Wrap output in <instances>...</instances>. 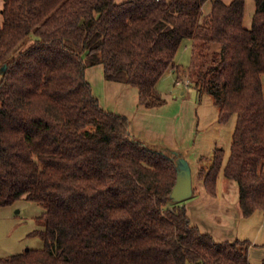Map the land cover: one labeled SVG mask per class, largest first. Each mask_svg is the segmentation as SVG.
I'll use <instances>...</instances> for the list:
<instances>
[{
    "label": "trees",
    "instance_id": "obj_1",
    "mask_svg": "<svg viewBox=\"0 0 264 264\" xmlns=\"http://www.w3.org/2000/svg\"><path fill=\"white\" fill-rule=\"evenodd\" d=\"M3 0L0 5V210L41 204L44 247L0 264H252L249 240L217 241L171 193L176 153L148 146L124 114L106 110L87 78L138 88L162 105L158 82L191 39L190 84L228 122L231 153L217 147L198 176L215 193L235 179L245 216L264 211V0L251 27L245 0Z\"/></svg>",
    "mask_w": 264,
    "mask_h": 264
},
{
    "label": "crops",
    "instance_id": "obj_2",
    "mask_svg": "<svg viewBox=\"0 0 264 264\" xmlns=\"http://www.w3.org/2000/svg\"><path fill=\"white\" fill-rule=\"evenodd\" d=\"M2 4L3 0H0ZM193 45L192 42L187 47L193 48ZM190 65L176 60V66L166 71L157 85L165 102L156 107L140 103L137 87L106 79L101 64L89 67L87 78L103 108L129 117L130 130L137 139L153 149L176 153L189 161L194 194L184 204L192 223L219 242L249 240L251 263L264 264V211L256 210L245 216L240 206L239 184L224 174L237 115L222 122L219 107L211 95L201 93L186 82L177 83V80L189 78ZM217 147L224 148L225 159L216 192L212 193L198 173L203 165L202 159L210 163Z\"/></svg>",
    "mask_w": 264,
    "mask_h": 264
},
{
    "label": "rangeland",
    "instance_id": "obj_3",
    "mask_svg": "<svg viewBox=\"0 0 264 264\" xmlns=\"http://www.w3.org/2000/svg\"><path fill=\"white\" fill-rule=\"evenodd\" d=\"M214 0H207L204 12L208 13ZM230 2L232 0H224ZM245 26L251 27L256 10L255 0H245ZM193 41L185 39L176 60L190 65L193 61V48H188ZM187 47V48H186ZM2 74L0 73V80ZM187 200V199H186ZM185 201V200H184ZM182 202V201H181ZM45 208L26 198L17 200L12 205L5 206L0 210V257H7L23 252L29 248L44 247V240L35 235L34 231L44 228L39 222V217Z\"/></svg>",
    "mask_w": 264,
    "mask_h": 264
},
{
    "label": "water",
    "instance_id": "obj_4",
    "mask_svg": "<svg viewBox=\"0 0 264 264\" xmlns=\"http://www.w3.org/2000/svg\"><path fill=\"white\" fill-rule=\"evenodd\" d=\"M178 177L171 193L175 202L184 201L194 194L193 171L189 161L184 157L177 159Z\"/></svg>",
    "mask_w": 264,
    "mask_h": 264
},
{
    "label": "built area",
    "instance_id": "obj_5",
    "mask_svg": "<svg viewBox=\"0 0 264 264\" xmlns=\"http://www.w3.org/2000/svg\"><path fill=\"white\" fill-rule=\"evenodd\" d=\"M184 82H186L187 84H190V80H189V78L188 79H186V80H177V83L178 84H182V83H184Z\"/></svg>",
    "mask_w": 264,
    "mask_h": 264
}]
</instances>
